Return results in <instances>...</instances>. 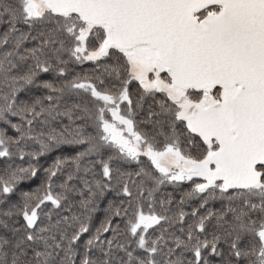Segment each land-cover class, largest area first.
<instances>
[{
    "label": "snow or ice",
    "instance_id": "1",
    "mask_svg": "<svg viewBox=\"0 0 264 264\" xmlns=\"http://www.w3.org/2000/svg\"><path fill=\"white\" fill-rule=\"evenodd\" d=\"M0 264H264V0H0Z\"/></svg>",
    "mask_w": 264,
    "mask_h": 264
},
{
    "label": "trees",
    "instance_id": "2",
    "mask_svg": "<svg viewBox=\"0 0 264 264\" xmlns=\"http://www.w3.org/2000/svg\"><path fill=\"white\" fill-rule=\"evenodd\" d=\"M89 67H91V65L86 64V65L83 66V69L78 68L77 71L86 70V69H88ZM59 154H60L59 152L55 153V155H59ZM66 154H71V153H66ZM53 158H54V154L49 153L48 156H46V157H41V159H40V163L43 164V165L46 167L47 164H50V163L52 162V159H53ZM17 162L19 163V161H17ZM41 178H43V173H41ZM36 183H39V181H37ZM163 191L171 192V191H172V187H171V186H167V187H165V188L163 189ZM109 198H111V197H109ZM98 216H99L100 218H102V214H98Z\"/></svg>",
    "mask_w": 264,
    "mask_h": 264
}]
</instances>
